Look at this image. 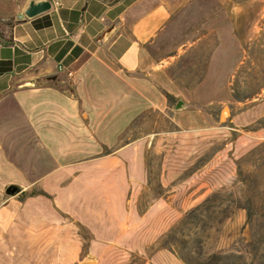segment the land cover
Instances as JSON below:
<instances>
[{"label":"crops","instance_id":"1","mask_svg":"<svg viewBox=\"0 0 264 264\" xmlns=\"http://www.w3.org/2000/svg\"><path fill=\"white\" fill-rule=\"evenodd\" d=\"M45 1L0 0V264H129L180 216L169 214L179 198L173 187L141 210L159 134L132 137L134 125L158 114L182 130L203 127L186 108L203 107L210 121L206 109L231 98L227 47L220 43L202 81L175 106L167 70L181 56L149 52L171 17L166 6L61 0L26 16ZM170 174L163 166V186ZM146 264L183 263L161 248Z\"/></svg>","mask_w":264,"mask_h":264},{"label":"rangeland","instance_id":"2","mask_svg":"<svg viewBox=\"0 0 264 264\" xmlns=\"http://www.w3.org/2000/svg\"><path fill=\"white\" fill-rule=\"evenodd\" d=\"M150 2L166 6L171 17L149 52L157 60L181 56L167 70L178 86L173 91L180 95L171 102L176 106L188 100L182 91H193L202 81L220 43L226 45L229 56L231 98L206 109L210 121L201 119L203 107L187 105L203 124L198 129L182 130L158 114L135 123L132 137L146 132L159 134L147 153L150 177L142 193L141 210L160 196L168 197L172 187L178 189L179 198L169 211L180 214L173 227L211 194L221 192L216 206L240 207L232 217L210 224L197 213V218L178 228L175 238L165 240L167 246L188 256L192 264H264V0ZM224 85L222 79V94L226 92ZM235 92L242 101L234 97ZM160 121L163 129L155 128ZM165 165L172 179L167 187L161 184ZM81 232L90 238L87 231ZM161 238L146 256L132 255L129 264H146L161 249Z\"/></svg>","mask_w":264,"mask_h":264},{"label":"trees","instance_id":"3","mask_svg":"<svg viewBox=\"0 0 264 264\" xmlns=\"http://www.w3.org/2000/svg\"><path fill=\"white\" fill-rule=\"evenodd\" d=\"M234 97L240 101L243 100L242 97H240L239 94L236 92L234 93ZM171 99V97H169ZM221 197V192H215L211 194L202 204L198 205L188 213H186L182 219L179 221L178 224L174 225L168 233H166L160 240L161 248L162 249H168L173 252V250L167 246V242L165 241L167 238H175L174 234L178 230V228L181 225L187 224L192 218H197V213H200L203 215L204 221L205 219L207 222L215 223V222H221L226 219H229L233 215V211L235 209L240 208L237 207L235 209L230 208L229 206H216L215 201L217 198ZM210 223V224H211ZM81 229L84 231L85 228L81 227ZM174 252L177 254V256L185 263V264H192L191 260L188 256L182 255L181 253H178L174 250ZM173 252V253H174Z\"/></svg>","mask_w":264,"mask_h":264},{"label":"water","instance_id":"4","mask_svg":"<svg viewBox=\"0 0 264 264\" xmlns=\"http://www.w3.org/2000/svg\"><path fill=\"white\" fill-rule=\"evenodd\" d=\"M52 10V3L51 1H45L39 4H32L28 11L26 12V16L29 18H34L39 15H42L46 12H49ZM17 192V188L15 186H10L7 189V194L14 195ZM91 264V263H88Z\"/></svg>","mask_w":264,"mask_h":264},{"label":"built area","instance_id":"5","mask_svg":"<svg viewBox=\"0 0 264 264\" xmlns=\"http://www.w3.org/2000/svg\"><path fill=\"white\" fill-rule=\"evenodd\" d=\"M52 3V8L55 7H59L61 5V0H51Z\"/></svg>","mask_w":264,"mask_h":264}]
</instances>
